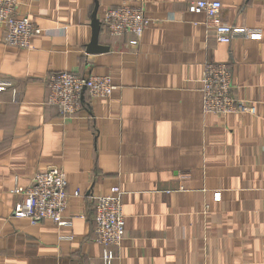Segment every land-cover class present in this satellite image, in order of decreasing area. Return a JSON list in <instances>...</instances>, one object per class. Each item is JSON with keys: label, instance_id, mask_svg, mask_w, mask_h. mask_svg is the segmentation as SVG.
I'll use <instances>...</instances> for the list:
<instances>
[{"label": "crops", "instance_id": "0c3cea01", "mask_svg": "<svg viewBox=\"0 0 264 264\" xmlns=\"http://www.w3.org/2000/svg\"><path fill=\"white\" fill-rule=\"evenodd\" d=\"M193 1L18 0L16 14L43 32L18 48L0 25V80L11 83L0 91V264H103L93 196L113 185L125 223L112 264H264V0H210L220 23L261 31L229 44L188 11ZM124 2L149 19L137 46L101 23ZM95 8L101 48L87 50ZM206 61L227 63L254 113L202 111L195 79ZM60 71L108 75L116 87L63 119L45 102L47 76ZM51 166L65 173L71 227L13 217L14 190Z\"/></svg>", "mask_w": 264, "mask_h": 264}, {"label": "built area", "instance_id": "2783aa9c", "mask_svg": "<svg viewBox=\"0 0 264 264\" xmlns=\"http://www.w3.org/2000/svg\"><path fill=\"white\" fill-rule=\"evenodd\" d=\"M18 0H0V25L4 27L5 43L18 48H28L31 38L43 32L29 17L19 16L15 9ZM221 8L219 1L196 0L188 5V11L204 13L207 22L213 25L216 40L229 44L233 37L241 35L251 40H260L261 31L219 22ZM101 23L110 36L129 34V44L138 45V38L148 27L149 19L144 9L121 3L109 7L102 13ZM202 95V111L220 116L239 113H254L251 103L235 97L232 73L227 63L206 61L200 75L195 79ZM11 83L0 80V91L10 87ZM115 85L108 75L83 76L75 71L53 72L47 76L45 102L54 106L63 119L74 118L84 109V97L92 99L108 98ZM15 95V92H14ZM264 152V144L262 147ZM67 182L64 171L55 166L37 171L31 185L14 192L21 195L15 205L13 217L26 218L35 225L42 220H51L60 227H71L72 218L63 215L67 206ZM219 193L214 199L219 200ZM94 241L101 246L103 264H112L118 247L124 238L125 215L122 205V190L111 186L106 193L93 196ZM82 218L83 216L80 215ZM60 239H72V236H60ZM92 264V263H89Z\"/></svg>", "mask_w": 264, "mask_h": 264}, {"label": "water", "instance_id": "95a60500", "mask_svg": "<svg viewBox=\"0 0 264 264\" xmlns=\"http://www.w3.org/2000/svg\"><path fill=\"white\" fill-rule=\"evenodd\" d=\"M91 27H92V38L88 45L87 50L100 49L101 47L96 48L98 33H99V28H100V22L96 18V8L93 10L92 15H91Z\"/></svg>", "mask_w": 264, "mask_h": 264}]
</instances>
